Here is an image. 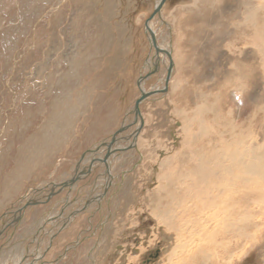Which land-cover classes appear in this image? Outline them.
Here are the masks:
<instances>
[{
    "label": "rangeland",
    "instance_id": "1",
    "mask_svg": "<svg viewBox=\"0 0 264 264\" xmlns=\"http://www.w3.org/2000/svg\"><path fill=\"white\" fill-rule=\"evenodd\" d=\"M63 3L0 0V223L38 187L48 185L57 192L13 216V228L9 225L0 235V264L26 263L28 249L43 235L39 227L51 218L45 230L56 224L39 247L40 264H177L179 253L189 244L197 250L200 243L183 242L187 246L181 248L176 233L158 224L151 201L161 179L176 171L174 155L191 147L192 136L232 131L231 124L250 120L249 105L263 96L260 69L250 84L253 73L246 67L251 65L239 56L240 49L250 56L252 47L239 42L238 2L166 0L164 25L153 17L148 22L157 0ZM148 27L161 28L162 44L171 52L165 54L175 65L168 91L143 102L145 126L138 145L133 144L138 150L127 149L123 159L112 162L115 173L109 184L108 151L93 155L90 163L97 166L89 165L81 181L70 182L71 176H65L91 149H103L124 122L130 128L120 137L136 127L133 103L141 91L163 87L169 64L153 58ZM238 63L246 79L250 76L243 85L249 86L247 96L237 93ZM154 65L156 71L139 86ZM203 107L210 111H201ZM198 145L203 149L207 143ZM58 180L68 183L60 193L63 186L53 184ZM91 199L103 201L89 203ZM258 202L249 217L255 227L243 229L245 238L233 242L225 258L204 246L205 254H214L205 264H214L219 256L227 264H264V204ZM208 206H200L205 214L212 209ZM17 246L23 247L17 252L20 257L7 261L5 254Z\"/></svg>",
    "mask_w": 264,
    "mask_h": 264
},
{
    "label": "bare ground",
    "instance_id": "2",
    "mask_svg": "<svg viewBox=\"0 0 264 264\" xmlns=\"http://www.w3.org/2000/svg\"><path fill=\"white\" fill-rule=\"evenodd\" d=\"M65 1L67 0H62V3L63 2L65 3ZM165 1L166 0H157L155 7V11L157 9V13H155L154 11V15H153L154 19H157L159 22H161L160 25L162 23L163 25L165 24L161 16ZM237 2L238 3L236 4L238 6L237 8L239 10V15L242 18L241 20L242 22L239 23L240 25L236 26L237 35L240 36L239 42L243 43V45L249 44V47H252L250 56H247L246 51L242 49H240L241 53H239V56L243 55V57H241V60L244 59V57H246L245 61L246 60L249 61L251 65L250 67H246L247 71H249V73L250 72L253 73L252 79L250 78V76H248V78L246 79L245 76L246 73L244 74L242 72L243 64L238 63L240 65V68H238L236 75L238 77L237 83L239 81L240 83L239 86H237L239 88L237 93L238 95H242L244 93L245 94L248 93V89H249L248 85L252 84V82L255 79H257L256 73L259 69L260 70L258 73L260 75V79L264 81V40H262L261 38L262 37L261 35H264V0H237ZM160 27L159 30H157L158 32L154 28L153 29L149 28L148 33L150 37L148 35L147 36L151 39L152 35L154 34L158 47L165 50L166 48L162 44L163 35L161 34L162 31ZM243 33H247V36L246 35L242 36ZM260 42H262L261 43L262 45L260 44ZM151 49L153 53V58L155 59V61L157 60L159 61L157 63H160L161 65H165V62H168L169 64V66L167 67L168 71L165 78V82L168 77V72H171L169 84L166 86L164 82L162 88L160 87V89L158 88L154 91L160 90V92H164L166 89L168 91L170 87V81L173 78V74L175 71V67H174L175 65L173 63V60L169 56L167 57L162 52L158 53L156 51L155 46L153 47V43L151 44ZM165 51L167 52V50ZM241 60L239 62H243ZM249 78L251 80L250 84H247L248 88L244 86L246 88L244 89L243 85L244 83L249 81L248 80ZM262 86L263 87L261 93H263V96L255 99L253 105L248 104L251 113V115L249 116L251 117L250 120L243 119L235 124L233 123V125L231 124L232 131L228 130L227 132L226 131L221 132L218 131L217 129L214 130L213 131L214 133L212 132V134L202 133L199 136H194V137L192 136V138H190L191 147H189L188 145L187 148L186 147L184 148L185 151H181V152L179 151L177 152L176 156L174 155L175 158L173 159V161L174 164L176 165L175 167L176 171L174 170L171 171L172 173L170 174L172 175L168 174L170 175V177L166 178L164 175H163L164 177L161 176L163 177L161 179V187L159 186L160 188H158L155 194L153 193L154 195L152 197V201L150 200L151 202H153L152 211L158 218L157 220L158 224L164 226L165 230L170 231L171 233L172 232L176 233L175 235L176 238L179 237L178 241L176 242L178 243V246H180L181 248H186V246L190 242L191 243L198 242V244L200 243L198 245L199 249L197 250H195L196 248L193 249L192 246L194 245L191 246L192 248H189L190 246L189 244L185 252L182 251L181 252L182 254L178 252L179 259L181 260H179V263L177 264H183L182 258L186 259L183 260L184 262L186 261L184 264H192L191 262L193 259H194L193 264H205V262L209 260L208 255L213 256L214 254H208V253L205 254L206 252H204V246L205 248L206 247L209 248V251L211 250L210 252H215V253L217 252L218 253L217 255L222 253L221 255H223V257L225 258L226 257L225 255H227L228 252L231 251V250L229 251L231 244H233V242L238 243L240 240L245 238L241 233L243 229L253 225V223H251L252 220L251 221L249 220L250 215L253 216L254 214L252 205L256 204L258 201H260L261 204H264V84ZM136 101L133 103L134 111H135L133 115H134V119L136 118L138 122L136 127H134L132 130L133 133L131 131V133H129L128 136L121 135L120 137L119 135L118 136L119 139L117 138L115 142L110 140V142H107V144L105 145L102 144L104 145V148L103 149L101 148V150H97L99 149L98 147L95 149H91L92 151L90 150L91 152L90 154H88V157L87 156L85 157L87 159L86 160L84 159L83 161L81 160L79 163L75 164L73 172L69 173L68 174L69 176L67 175L65 176V178L71 176L70 177V182H71L77 175L81 177L82 176L81 173H83V171L87 167H89V165H92L93 161L92 163H90V158L93 155L102 152L105 153L106 151H108L110 156L107 157L109 158L106 164L108 166L107 169L108 172H106L105 175L108 180L107 183L109 184V181L111 182L112 180L111 178L115 173V169L113 167L112 162L115 159H120V158L123 159V154L127 149H131V150L133 149L135 151L138 150L136 145L133 146V144L138 143L139 137L145 126L143 125V128L139 133L140 127L142 125V121L144 122L141 107L143 102L145 101L140 102L138 106L141 115L137 113V110L135 108ZM206 108L207 107L205 108L203 107L201 111L205 110ZM207 110L210 111V108H207ZM256 120L258 123H255ZM202 140L206 141L207 146L203 149H199L200 147L197 148V146H199L198 144ZM127 142L128 145H125V143ZM108 144L109 146L106 147V145ZM115 144L118 145L116 146ZM99 145L101 144H98V146ZM114 145L116 147H114ZM49 147L50 146H48V148ZM50 148L52 149L53 147ZM85 161H87L88 164ZM97 163H95L96 165L95 164L93 165H95L96 167ZM77 169L79 170L78 174H76ZM65 183L66 182L63 180L62 181L58 180L53 184H55V186L61 187ZM47 186L48 185H42L33 192H31L29 195H25L24 197L21 198V200L18 202L17 205L15 204V207L12 208L10 212L8 211L9 212L8 214L6 213L7 215L4 216L2 223H0V235L2 234L3 231H6V228H8L9 225H11L10 220L12 221L11 223L13 224L16 223L15 220L12 219L13 216L15 217V214L17 213L19 214L20 212L27 210L26 207L30 206L33 203L37 202V204H39L42 202H46V200L49 199V197L52 198L51 196L57 193L54 191V187L47 189ZM71 186L70 187L68 186L67 189L72 188ZM107 191L104 192L107 193ZM105 194L103 195V199L105 197ZM81 198L83 197L81 196ZM99 201L97 202L96 200L93 201V199H91L88 202L101 203L103 200L101 199ZM208 204L211 205L212 209L210 212L208 210L209 212L208 214H205L200 206L207 205V207L210 208ZM159 206H161V208ZM83 207L85 208L86 205H83ZM208 208H204V209L206 210ZM199 210L202 211L200 212ZM62 213L63 210L58 214L60 215ZM195 216H197V218H195ZM52 219L53 218L47 219L46 222L43 224L42 228L39 227V229H41V231L43 232L42 233L43 235H41L42 237L38 239V243L36 244L34 249L33 248L28 249V251L31 250L28 255L30 259H28L26 263L21 261L19 263L17 262V264L41 263L42 255L41 256L38 255L40 254L39 247L41 248L42 242L46 241L45 237H48V235L52 233L49 230L52 229V231H54L56 223L51 224L50 227L48 226V231L45 230L46 225ZM254 225L253 227H255ZM10 227H12V225ZM194 236H199V237L206 236V237L205 239L197 238L198 240L195 241ZM187 239L188 241L185 242V240ZM199 240H201L202 243L199 242ZM180 241L182 242L180 243ZM183 242L187 243V245L186 244L183 245ZM17 248L19 249L18 251ZM21 249H23V247L20 248L17 246L15 247V249L11 250L12 252L7 250L8 252L6 251L7 253L5 255H7L8 257L7 256L5 257L6 260L7 261H10L11 259L16 260L15 258L18 256L17 252L22 251ZM175 252H177V250ZM196 256L197 257L201 256V257L197 260L195 259ZM220 257L221 256H219V258ZM215 258L217 260L214 261V264H227L225 261L222 262V259L219 262L218 260L219 258L218 257Z\"/></svg>",
    "mask_w": 264,
    "mask_h": 264
},
{
    "label": "water",
    "instance_id": "3",
    "mask_svg": "<svg viewBox=\"0 0 264 264\" xmlns=\"http://www.w3.org/2000/svg\"><path fill=\"white\" fill-rule=\"evenodd\" d=\"M155 13H157V9H156V11H155ZM154 15V14H153ZM153 15H151V17L149 18V21L148 22H150L151 21V18L153 17ZM149 42H150V44H152L153 43V47L155 46V48H156V51L158 52V53H160V52H162L163 54H169L168 52H166L165 50H163V49H161L160 47H158V45H157V41H156V38H155V35L153 34L152 35V37H151V39L149 38ZM172 65H173V63H172ZM156 71V67H155V65H154V67L153 68H151L149 71H148V73L147 74H145V76L142 78L141 77V81L139 82V86H141V84L147 79V78H149L150 76H152V74L154 73ZM170 77H171V72H168V77H167V80H166V82H165V84H166V86L169 84V79H170ZM167 91V89L164 91V92H166ZM142 92V96L136 101V103H135V108H136V110H137V113L139 114V115H141V113H140V111H139V109H138V106H139V104H140V102H143V101H146V100H148L151 96H153L154 94H158L160 91H153V92H143V91H141ZM143 125H144V122L142 121V125H141V127H140V130H139V133L141 132V130H142V128H143ZM129 128H130V126H129V124H127L126 122H124L123 124H122V126L119 128V130L114 134V137L115 138H113L112 139V141L113 142H115L116 140H117V138H116V135H119L120 133H123V132H126V131H128L129 130ZM111 141V142H112ZM99 150V149H98ZM99 159H101V158H99ZM98 159V160H99ZM104 160V159H103ZM103 160H100V161H103ZM95 161H93V163H94ZM78 169L76 170V174H78ZM75 180H77L76 181V183L77 182H79V181H81L82 180V177H79L78 175L75 177ZM74 180V181H75ZM73 181V182H74ZM75 183V184H76ZM74 184V183H73ZM73 184H71L72 186L71 187H73V186H75V184L73 185ZM66 186H67V184H66ZM66 187H65V184H63V187L58 191V193H60V192H62L64 189H65ZM70 190H72V189H70ZM69 190V191H70ZM57 193H55V194H53V195H56Z\"/></svg>",
    "mask_w": 264,
    "mask_h": 264
}]
</instances>
